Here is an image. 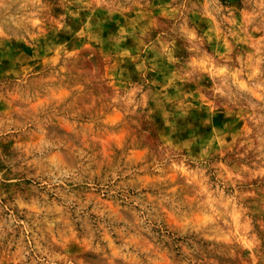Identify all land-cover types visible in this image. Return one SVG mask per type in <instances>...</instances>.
<instances>
[{"label": "rangeland", "instance_id": "1", "mask_svg": "<svg viewBox=\"0 0 264 264\" xmlns=\"http://www.w3.org/2000/svg\"><path fill=\"white\" fill-rule=\"evenodd\" d=\"M90 2L0 7V264H264L257 0ZM218 84L252 91L210 116ZM138 86L129 120L110 99ZM41 106L60 135H41Z\"/></svg>", "mask_w": 264, "mask_h": 264}, {"label": "clouds", "instance_id": "2", "mask_svg": "<svg viewBox=\"0 0 264 264\" xmlns=\"http://www.w3.org/2000/svg\"><path fill=\"white\" fill-rule=\"evenodd\" d=\"M72 2V0H61V4L66 6L67 3ZM77 3H84V0H76ZM110 2H115V0H91L90 3H88L86 6L91 7V4H95L97 7H103L105 5H109ZM127 2V0H126ZM134 3H138V0H132ZM26 3L37 5L40 7V10L43 11L44 5L42 3V0H26ZM3 6V0H0V7ZM257 6L261 8V12L256 13V15L262 16L264 18V0H257ZM127 10V9H125ZM49 17L45 15L42 18H39L36 16L35 13H29V15L26 17V20L28 24L31 25L32 28H36L38 26H43V22L45 20H48ZM61 20H64L65 17H61ZM91 18H89V24L88 27H91L90 24ZM60 29L64 27L63 24H60ZM58 31V30H57ZM39 32L31 33L29 36V39L35 40L36 37L39 35ZM121 34L123 36V30H121ZM4 36V32L2 29H0V38ZM77 36H80V33H77ZM26 46H29L27 42H25ZM10 50V49H9ZM65 50H67V46L65 45ZM68 60H72V57H68ZM72 67V65L66 64L65 65V74H70L68 72V69ZM140 67L138 66L137 71H140ZM77 72L80 74V79L85 81L86 83H92L95 84L99 82L103 76L102 68L97 63L96 57L93 55L81 57V59L78 61V65L76 66ZM227 76H231V73L226 72ZM251 79V77H250ZM143 86H138L135 92L129 93L127 89L124 90V95H120L117 93L116 96L112 97L110 99L111 104H123L122 111L124 114L128 117L129 120L134 119L135 117L141 115V113H137L136 109L140 108L141 106L146 107V98L147 94L142 92ZM199 87V86H198ZM241 91H252V89L245 88L243 90H237L236 92L231 91L230 89H226V87L223 84H218L214 86V88L210 92V99L206 97L204 99V103L207 104L210 112V116L215 113L216 109L220 107L221 105H228L233 104L236 105L240 101ZM259 91L264 92V88L260 89ZM136 92H140L141 94V100L139 102L136 101L135 95ZM257 99L260 101V107H264V95H257ZM182 104V102H180ZM186 107V106H185ZM40 113V125L45 128L46 131L41 132V135H48L49 138H51V133L55 132L57 135H60V130L52 127L50 125V121L52 119V115L50 114V110L47 106H41V108L38 110ZM31 115V113H29ZM184 116H187V112H184ZM36 118L33 117V121ZM32 121H29L31 123ZM211 120H205L203 123L205 126H207ZM165 126H169L167 120L165 122ZM141 131H144L143 128H141ZM213 132H216V129L213 128ZM39 158H34L32 163L36 164L38 163ZM35 264V262H34Z\"/></svg>", "mask_w": 264, "mask_h": 264}]
</instances>
